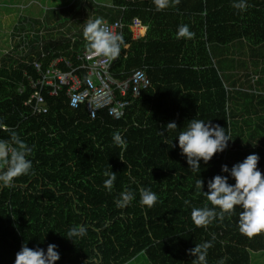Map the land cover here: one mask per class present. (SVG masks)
Instances as JSON below:
<instances>
[{
	"label": "trees",
	"instance_id": "16d2710c",
	"mask_svg": "<svg viewBox=\"0 0 264 264\" xmlns=\"http://www.w3.org/2000/svg\"><path fill=\"white\" fill-rule=\"evenodd\" d=\"M113 4L121 12L118 20L123 25L121 52L112 68L114 77L124 81L141 68L151 81L139 97L131 92L119 96L130 103L122 119L101 111L92 120L85 107H69L64 91L57 96L44 91L46 114H33L25 106L34 91L28 77L37 80L39 73L24 58L33 62L41 56L43 71L59 58L63 59L58 64L62 70L71 69L68 61L78 67L77 55L85 41L82 35H78L79 44L72 46L70 38L58 34L46 41L44 48L36 44L39 39L34 35L35 43L24 58L10 54L3 58L6 64L1 60L0 140H8L15 132L32 150V170L16 178L11 187L0 188V264H14L25 243L45 250L49 243L57 245V264H128L140 257L149 264H192L195 257L189 251L206 241L212 245L207 264H217L221 258L225 264H252V254L264 252V231L252 237L241 234L239 207L207 227L193 223L191 208L213 207L206 197L196 194L195 182L201 178L207 192L212 177L227 175L221 172L222 165L231 169L255 153L264 175V108L243 107L252 94L264 97L260 84L264 74V60H260L264 59V0H247L243 12L232 7V0H178L161 11L153 0H115ZM135 20L148 27L143 38L135 39L131 29ZM169 24L170 36L163 32ZM184 24L194 33L191 39L176 38L178 27ZM158 28L161 33L157 35ZM230 44L247 49L244 59H249L245 67L237 68L241 62L233 66V86H227L221 67L236 47ZM211 46L226 49L224 53L221 50V63L216 66ZM252 57L259 60H250ZM250 64L256 74L249 71ZM173 83L171 95L168 91ZM183 92L186 94L180 98ZM193 102L200 103L194 112L188 106ZM194 118L227 128L233 138L222 154H216L208 164L201 161L198 173L189 169L186 157L180 154L178 141H174L177 132L166 133L168 144L160 134L169 122L175 121L182 129ZM116 131L127 142L123 150L112 140ZM172 141L175 147H171ZM105 171L117 174L111 191L103 186ZM141 187L158 197L151 208L139 203ZM125 189L133 191L135 198L129 206L117 208L114 201ZM186 200L190 202L187 205ZM81 224L87 234L67 239L68 230Z\"/></svg>",
	"mask_w": 264,
	"mask_h": 264
},
{
	"label": "clouds",
	"instance_id": "9594fccd",
	"mask_svg": "<svg viewBox=\"0 0 264 264\" xmlns=\"http://www.w3.org/2000/svg\"><path fill=\"white\" fill-rule=\"evenodd\" d=\"M175 3H178V0H153L157 11ZM232 7L243 12L247 8V0H232ZM82 34L90 55L108 59H115L120 55L123 38L120 34L112 32L102 18L87 19L83 23ZM193 36L194 33L189 30L188 25L178 27L177 39H191ZM172 131L177 132L174 141H178L180 154L186 157V163L193 173L200 172L201 161L208 164L216 154L226 151L229 141L232 140L227 128L197 118L188 121L182 129H178L175 121L167 123L160 132L161 136L165 137V144L169 143L166 133ZM112 140L122 150L126 147L127 142L119 131L113 133ZM175 146L172 141L171 147ZM31 151L15 132L11 133L8 140H0V188L11 187L16 178L31 173L32 161L29 158ZM259 159L260 157L253 153L242 162L233 165L231 169L227 165H222L221 172L227 175L212 177L207 182V192L203 190L204 181L201 178L196 180V194L206 197L207 202L213 206L205 204L203 207L191 208V220L197 227H207L216 219L223 220L225 213L231 214L239 207L241 211L237 226L241 234L252 237L264 231V175L258 169ZM103 175L106 177L103 186L111 191L117 174L105 171ZM229 179L235 183H229ZM139 195L140 205L149 208L158 199L156 193L144 187L139 189ZM134 198L135 193L125 189L114 203L117 208H125ZM189 203L185 201L186 205ZM86 234L87 228L81 224L71 227L66 238L73 241V238H82ZM211 246L208 241L196 244L188 253L195 257L192 264H207V251ZM57 249L58 246L51 243L47 245L46 250L39 247L29 248L25 243L16 253L14 264H57L60 260ZM217 264H225V258L218 260Z\"/></svg>",
	"mask_w": 264,
	"mask_h": 264
},
{
	"label": "built area",
	"instance_id": "2783aa9c",
	"mask_svg": "<svg viewBox=\"0 0 264 264\" xmlns=\"http://www.w3.org/2000/svg\"><path fill=\"white\" fill-rule=\"evenodd\" d=\"M105 22L112 32L122 36L121 21ZM142 27L139 20L134 21L131 29L135 37H141L140 34L136 36V31ZM31 35L34 36L32 33ZM27 50L25 48V52ZM77 59L80 61V65L75 68L72 67L71 62H67V65L71 67L70 70H62L58 67V64L63 61L62 58H59L49 64L44 71L42 70L41 56L34 59L35 62L24 61L33 64L39 73L37 80L28 77L34 91L25 102V106L30 107L33 114L40 115L48 112L44 91H47L50 96H57L61 91H64L69 107L73 110L85 107L90 119H96L101 111H105L108 116L120 120L124 117L126 107L130 103L119 99V96L125 97L128 92H131L133 97H139L144 90L151 86V81L144 69L141 68L133 70L127 80L117 81L112 72L116 58L92 56L87 49H84L77 55Z\"/></svg>",
	"mask_w": 264,
	"mask_h": 264
},
{
	"label": "rangeland",
	"instance_id": "374dc122",
	"mask_svg": "<svg viewBox=\"0 0 264 264\" xmlns=\"http://www.w3.org/2000/svg\"><path fill=\"white\" fill-rule=\"evenodd\" d=\"M97 1L99 0H94V2H97ZM45 3H46V0H0V63H1V60L5 61V59H3L5 58L4 57L5 55L13 54L11 56L15 57V59H18L20 57L18 55L20 54L22 56L25 55L26 53L25 48L29 50L31 48L30 44L35 43L34 42L35 40L32 38L31 33L34 35H37L39 40H40V36L42 35V40L41 41L38 40L36 44L42 45L43 48H44L46 41L49 42L48 40H53V38L58 37V36L54 37V35H50L46 33L49 30L52 23H50L47 20L45 21V24H41L40 21L37 22L39 18H41V21L43 20L41 17L42 15L46 14L45 17L47 16L48 11L44 10L43 12ZM51 3H54V0H51ZM36 12L37 14H40V17H38L37 19H34V17H36L35 16ZM53 12L49 13L50 18H53L52 17ZM29 20L33 22L28 23ZM43 23H44V20H43ZM24 25H26L27 27L36 25L33 27V29L34 28L36 29L33 30L30 28L31 33L27 34L28 31L25 32L24 29L23 30L21 29V26H24ZM37 26L39 27L38 29L39 31L37 30ZM58 26L56 25L54 29H57ZM64 36H66L67 39L72 38V37H69L68 34ZM247 53H248L247 49L236 46L234 48V52L232 51V53H230L229 55V59L231 58L232 60L231 61L232 65L233 66L238 65L237 62H241V64L237 68H241L242 64L244 67L247 66L248 65L247 60L249 59H244ZM39 57H35L34 59L36 60ZM21 59L22 58H20V60ZM24 60H27V59L24 58ZM250 60L258 61L259 59H255L252 57ZM260 60H264V59H260ZM4 61H3V64L5 63ZM224 62L225 64H227L228 61L224 60ZM260 84L262 85V87L264 86V74L262 75ZM252 95L249 98H247L243 107L245 109L264 108V97L259 98L258 96H252ZM257 103H263V106H256L255 104ZM234 128L236 129L237 127L234 126ZM233 137H235V134L233 135ZM232 142L234 143L235 140ZM233 183H235V181ZM251 262L252 264H264V252L252 254ZM128 264H149V263L143 257H140L139 259L133 260Z\"/></svg>",
	"mask_w": 264,
	"mask_h": 264
},
{
	"label": "crops",
	"instance_id": "0c3cea01",
	"mask_svg": "<svg viewBox=\"0 0 264 264\" xmlns=\"http://www.w3.org/2000/svg\"><path fill=\"white\" fill-rule=\"evenodd\" d=\"M114 1L115 0H101V1L99 0L97 2H94V0H54V3H56V4H54V3H51V0H46L45 6L43 8V12H44V10L48 11L47 16H46L47 18L45 17L46 14L44 13L45 15L41 16L42 19L44 20V23H43V20L41 21V18H39L37 21H40L41 24H45L46 20L49 21L50 23H52L49 30L46 33L50 34V35H54V37L58 36V34H60V35L63 33H64V35L68 34L69 37H72V38H70L72 41L71 40L70 41H71V45L73 46L75 43L79 44L80 41L78 42V40H80V39L78 38V35L83 36V34H81L82 29H83V23H85L87 21V19H95V18L99 17V18H102L104 21H108V22H111V20H113V19H115V20L119 19V16H120L119 14L121 12H120V10L112 7L114 5L113 4ZM129 1L141 2V1H145V0H129ZM110 8H112L113 10H110ZM50 12H53V15H52L53 18L49 17ZM205 15H206L205 13L202 14V16H205ZM35 16L36 17H34V19H37L38 17H40V14H37V12H36ZM199 16H201V15H199ZM196 19L199 21V18H196ZM29 21L32 22L31 20H29ZM30 22H28V23H30ZM56 25L57 26L59 25V26L57 27V29H54ZM142 25H143V27L140 28L139 31H136V36H138V34H140L141 38H143V36L147 33V30H148V27L144 23H142ZM24 26H26V25H24ZM30 28H32V27L30 26ZM27 31H30V29H27L25 32H27ZM160 31H161V28H158V30L156 31L157 35L161 33ZM166 31H167V33H166ZM163 32L165 33V35L171 34L172 24H169L166 27L164 26ZM135 39H137V37H135ZM83 40H85L84 37H83ZM82 44H84V47L79 52H82L84 49H87L86 48V41H84V43H82ZM230 46H236V44H234V45L230 44ZM211 50L214 54V59H215V61L213 59L214 65L221 63L220 52L222 50V52L224 53L226 51V49L221 48L220 46H215V47L211 46ZM224 59H225V57H224ZM227 61H228L227 62L228 65L225 64V67H224L221 64L222 65L221 67H222V70L224 71V73H223L224 76L227 77V82H228L227 86H233L234 79H235V77H234L235 76V68L233 67V65H232V68H229L230 67L229 66V59H227ZM251 64H250L249 71H252V73L256 74V72H254L255 69L252 68ZM169 78H171V75ZM228 78H229V80H228ZM175 86L176 85L174 83L172 85H170L171 89L168 91L169 94H171V95L174 94L173 88ZM185 94L186 93H184L182 95V93H180L179 97L181 98ZM199 105H200V103H199ZM199 105L193 102L191 105H188V106H191V110L194 112L195 109L197 108V106H199ZM180 108H182V107H180ZM184 109H186L185 106H184Z\"/></svg>",
	"mask_w": 264,
	"mask_h": 264
}]
</instances>
